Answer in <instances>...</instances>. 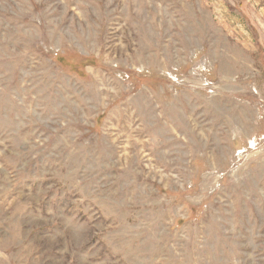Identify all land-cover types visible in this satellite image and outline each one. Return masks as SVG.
<instances>
[{
  "label": "rangeland",
  "instance_id": "rangeland-1",
  "mask_svg": "<svg viewBox=\"0 0 264 264\" xmlns=\"http://www.w3.org/2000/svg\"><path fill=\"white\" fill-rule=\"evenodd\" d=\"M0 264H264V0H0Z\"/></svg>",
  "mask_w": 264,
  "mask_h": 264
}]
</instances>
